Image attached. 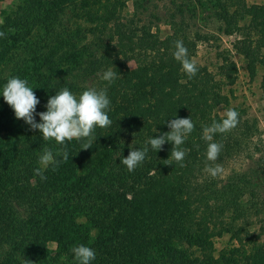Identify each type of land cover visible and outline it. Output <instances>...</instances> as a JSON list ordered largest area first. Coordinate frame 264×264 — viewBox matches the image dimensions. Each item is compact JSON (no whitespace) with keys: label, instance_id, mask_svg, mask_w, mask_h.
Returning a JSON list of instances; mask_svg holds the SVG:
<instances>
[{"label":"trees","instance_id":"obj_1","mask_svg":"<svg viewBox=\"0 0 264 264\" xmlns=\"http://www.w3.org/2000/svg\"><path fill=\"white\" fill-rule=\"evenodd\" d=\"M132 5L125 15V0H17L0 11V31L6 33L0 38V264H77L71 250L81 244L94 250L91 264H264V234L251 238L240 223L264 207V145L251 142L255 120L230 106L222 92L234 83L236 64L224 58L219 80L197 65L189 79L173 55L180 40L192 60L197 43L213 37L202 23L213 22L222 34L255 33L235 48L251 75L257 65L264 70V0ZM159 23L170 26L164 38ZM108 69L117 73L111 84L101 79ZM12 77L33 87L37 123L49 98L63 88L77 97L88 88H106L112 123L95 128L87 149L81 147L88 138L63 145L43 140L3 98ZM262 81L264 86V74ZM222 106L238 112V124L214 134L212 142L222 150L213 162L203 130L225 118ZM189 117L194 130L180 146L187 153L183 166L163 163L171 160L169 141L158 151L149 149L134 171L121 163L133 148L170 131L169 121ZM45 148L57 163L43 170L42 180L34 169L43 168ZM63 151L67 161L58 154ZM242 153L250 160L243 170L224 178L206 171ZM224 233L238 246L217 250L214 239ZM48 242L66 261L50 263Z\"/></svg>","mask_w":264,"mask_h":264},{"label":"clouds","instance_id":"obj_2","mask_svg":"<svg viewBox=\"0 0 264 264\" xmlns=\"http://www.w3.org/2000/svg\"><path fill=\"white\" fill-rule=\"evenodd\" d=\"M5 36L6 33L0 31V38ZM175 49L173 53L174 58L180 62L188 78H193L198 72V67L196 62L189 58L188 50L184 46L183 41H176ZM116 78L117 73L112 69L105 71L101 77L108 84L113 83ZM2 95L6 103L14 110L16 118L23 119L33 130L39 129L42 132L43 140L54 139L56 143L61 145L73 139L88 138V143L84 144L81 148H90L93 145L91 138L95 128H105L112 123L106 111L110 107L106 88L100 90L88 88L79 97L74 95L68 88L57 91L54 96L49 98L46 104L47 110L38 113L41 121L39 123L36 122L34 116L39 100L33 91V87L29 86L26 79L19 77L8 79L7 83L3 86ZM238 116L239 114L236 110L229 109L222 121H214L211 126L204 128L203 139L209 142L206 153L209 161H216L222 150L221 144L212 142L214 134L226 133L235 128L238 124ZM168 127L170 131L158 137L149 138L143 148H133L126 157L121 159V163L130 172L134 171L137 166L143 163L149 149L158 151L166 141H169L174 145L171 151V160L166 159L163 163L173 164L174 161L183 166L187 153L180 146L185 142L187 135L194 130V123L190 117L176 118L168 122ZM58 154L63 157L64 161L68 160L67 151ZM39 163L43 168L38 167L34 169V173L43 180L46 179L43 170L50 163L55 164L57 162L54 160L52 152L45 148L39 158ZM206 171L212 177H216L222 172V169L219 166L207 167ZM71 251L77 264H91L96 255L92 248L83 244L73 247Z\"/></svg>","mask_w":264,"mask_h":264},{"label":"rangeland","instance_id":"obj_3","mask_svg":"<svg viewBox=\"0 0 264 264\" xmlns=\"http://www.w3.org/2000/svg\"><path fill=\"white\" fill-rule=\"evenodd\" d=\"M17 0H0V11L2 9H7V7L15 3ZM126 8L124 9V14L129 15L133 9V0H125ZM248 4H261L263 0H246ZM202 23L201 29L207 34L213 35L208 40L200 41L197 43L192 60L196 62L199 66H205L214 76L216 80L221 79L219 73V66L223 63V59L227 58L236 64L237 75L234 83L232 85L223 86L222 92L228 95L229 105L238 106L245 110V115L247 118L255 120L258 126V132L252 138L251 142L262 143L264 145V86L262 81V75L264 70L261 65L256 66V70L253 75L249 72L247 68V63L244 56L237 51L235 45L239 40L255 39L256 34L247 31H237L232 34H222L217 31L216 24L213 22H208L207 24ZM241 24V23H240ZM155 30V27H154ZM158 35L160 38L167 36L171 29L166 23L158 24ZM240 46L241 43H238ZM134 61H129L128 66L131 68L135 67ZM219 114L222 115L227 112V108L222 106L218 108ZM244 115V116H245ZM252 146V143H250ZM252 148V147H251ZM264 148V146L262 147ZM250 160L244 153L240 155H235L231 159L224 162V165L220 166L222 172L218 174L219 178H224L232 170H243ZM260 212L257 216L253 211H249V215L243 218L240 223L244 225V228L249 232L253 233L254 239H263L264 234V207H260ZM93 233V231H91ZM228 233H224L222 236H217L214 239V245L217 250L224 248L229 245L238 246V242L235 239H231ZM244 242L248 241L245 237H242ZM48 250L50 251V263L54 261L56 263L66 261V258L62 255L56 256L55 244L53 242H48ZM249 248V245L246 246ZM27 257V256H26ZM29 259V258H26ZM25 258L20 257L21 261H25Z\"/></svg>","mask_w":264,"mask_h":264}]
</instances>
